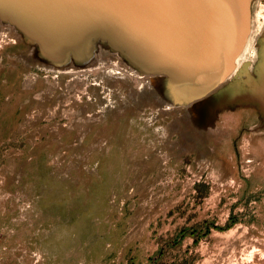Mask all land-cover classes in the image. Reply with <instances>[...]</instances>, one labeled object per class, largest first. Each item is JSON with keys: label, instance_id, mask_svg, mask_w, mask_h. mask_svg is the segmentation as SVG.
Segmentation results:
<instances>
[{"label": "rangeland", "instance_id": "obj_1", "mask_svg": "<svg viewBox=\"0 0 264 264\" xmlns=\"http://www.w3.org/2000/svg\"><path fill=\"white\" fill-rule=\"evenodd\" d=\"M236 1L209 86L78 4L0 0V264H264V0Z\"/></svg>", "mask_w": 264, "mask_h": 264}, {"label": "bare ground", "instance_id": "obj_2", "mask_svg": "<svg viewBox=\"0 0 264 264\" xmlns=\"http://www.w3.org/2000/svg\"><path fill=\"white\" fill-rule=\"evenodd\" d=\"M65 1L108 19L124 33L151 41L162 51L160 60L193 74H207L209 86L222 81L243 57L249 19L244 1L241 5L236 0ZM228 3L231 7L224 5ZM243 70L251 77L249 67L244 65Z\"/></svg>", "mask_w": 264, "mask_h": 264}]
</instances>
